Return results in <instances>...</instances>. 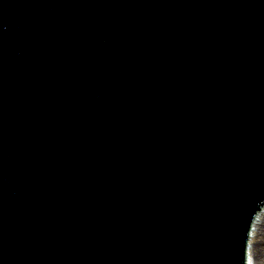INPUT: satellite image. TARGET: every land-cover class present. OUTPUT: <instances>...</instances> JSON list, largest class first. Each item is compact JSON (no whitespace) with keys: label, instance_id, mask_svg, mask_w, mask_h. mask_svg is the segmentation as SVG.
Masks as SVG:
<instances>
[{"label":"water","instance_id":"water-1","mask_svg":"<svg viewBox=\"0 0 264 264\" xmlns=\"http://www.w3.org/2000/svg\"><path fill=\"white\" fill-rule=\"evenodd\" d=\"M264 208V0H0V264H250Z\"/></svg>","mask_w":264,"mask_h":264},{"label":"bare ground","instance_id":"bare-ground-1","mask_svg":"<svg viewBox=\"0 0 264 264\" xmlns=\"http://www.w3.org/2000/svg\"><path fill=\"white\" fill-rule=\"evenodd\" d=\"M264 213V208L257 215V219L253 225V230L251 236L249 238V243L247 246L248 258L250 260V264H256L255 261L264 257V225L263 229L258 228V222L262 219V215Z\"/></svg>","mask_w":264,"mask_h":264},{"label":"rangeland","instance_id":"rangeland-1","mask_svg":"<svg viewBox=\"0 0 264 264\" xmlns=\"http://www.w3.org/2000/svg\"><path fill=\"white\" fill-rule=\"evenodd\" d=\"M263 225H264V213L262 215V219L258 222L257 227L263 229ZM255 262H256V264H264V257L255 261Z\"/></svg>","mask_w":264,"mask_h":264}]
</instances>
